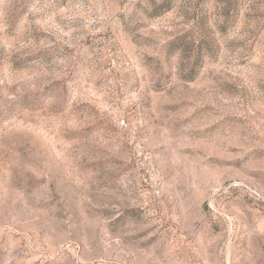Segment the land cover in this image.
<instances>
[{
    "label": "rangeland",
    "instance_id": "rangeland-1",
    "mask_svg": "<svg viewBox=\"0 0 264 264\" xmlns=\"http://www.w3.org/2000/svg\"><path fill=\"white\" fill-rule=\"evenodd\" d=\"M0 264H264V0H0Z\"/></svg>",
    "mask_w": 264,
    "mask_h": 264
}]
</instances>
